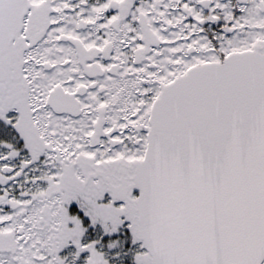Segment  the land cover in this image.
Listing matches in <instances>:
<instances>
[{"label":"snow or ice","instance_id":"6c2138e0","mask_svg":"<svg viewBox=\"0 0 264 264\" xmlns=\"http://www.w3.org/2000/svg\"><path fill=\"white\" fill-rule=\"evenodd\" d=\"M0 264H264V0H0Z\"/></svg>","mask_w":264,"mask_h":264}]
</instances>
